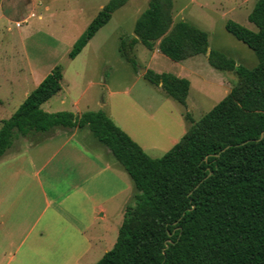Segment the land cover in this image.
Instances as JSON below:
<instances>
[{"label":"trees","instance_id":"obj_1","mask_svg":"<svg viewBox=\"0 0 264 264\" xmlns=\"http://www.w3.org/2000/svg\"><path fill=\"white\" fill-rule=\"evenodd\" d=\"M128 1L105 4L74 43L69 59L77 58ZM172 10V0H152L136 21L129 48L122 42L121 51L135 70L130 49L137 43L176 62L208 52V32L184 20L174 22ZM248 19L256 30L232 20L226 29L255 52L258 64L237 65L211 49L209 64L234 71L238 81L198 121L187 113L191 126L162 157H151L102 110L44 111L42 105L62 90L61 65L0 121V158L21 135L88 128L129 174L135 204L126 207L115 245L95 264H264V0L256 1ZM145 79L187 104L189 79L152 69Z\"/></svg>","mask_w":264,"mask_h":264},{"label":"rangeland","instance_id":"obj_2","mask_svg":"<svg viewBox=\"0 0 264 264\" xmlns=\"http://www.w3.org/2000/svg\"><path fill=\"white\" fill-rule=\"evenodd\" d=\"M109 1L0 0V121L10 118L26 95L38 87V81L61 65L64 74L62 90L42 105L44 111L75 113L102 110L123 125L151 157L159 158L191 126L187 113L190 119L198 121L223 100L238 81L234 71H219L209 64L211 49L226 53L237 65L253 68L258 64L255 52L226 29L227 21L232 20L256 30L248 16L257 0H172L174 22L184 20L208 32V52L176 62L157 48L151 51L137 43L130 49L138 63L136 70L126 60L121 45L125 41L129 48L135 37L136 21L152 0H129L113 14L78 58L70 60L68 53L75 40ZM150 69L189 79L191 90L187 104L178 103L161 86L147 81L145 74ZM87 130L89 140L86 142L90 146L98 152H102V148L107 149ZM47 135H21L6 153L9 155L21 149L18 152L21 159L13 162L10 165L12 169L8 168L3 177L8 185L13 186L12 201L18 202L20 195L14 189L19 186V177L13 173L14 169L22 166L27 173L26 177L22 175L27 184L22 201L28 205V220H24L15 238L11 264H20L25 256L27 264H95L103 256V251L98 255L74 256L70 250L73 225L64 220H60V238L53 253H45L42 257L28 254L32 236L27 235L31 231L33 235L40 232V224L46 222L44 219L52 212L51 201H61L68 191V186L59 179L54 188L46 182L44 192L36 186L29 165L30 154L44 148L48 152L56 143L44 141L32 145L27 141H40ZM134 204L132 196L125 211L127 206ZM43 210V220H30L33 216H41ZM83 221L72 220L78 226ZM121 224L122 220H102L95 230L106 227V240L108 247L112 248Z\"/></svg>","mask_w":264,"mask_h":264},{"label":"crops","instance_id":"obj_3","mask_svg":"<svg viewBox=\"0 0 264 264\" xmlns=\"http://www.w3.org/2000/svg\"><path fill=\"white\" fill-rule=\"evenodd\" d=\"M43 79H40L38 84ZM28 95L29 93L26 96ZM121 128L128 133L123 125ZM87 129L57 128L45 133L48 134L47 137L40 141H27L32 145L44 141L56 143L48 152L44 148L45 150H37L30 154L29 165L36 186L44 192L45 183L54 188L57 179L64 181L68 186L67 194L61 201L54 199L49 204L52 206V212L44 219L46 222L40 224V232L33 235L31 231L27 235L32 236L30 250H27L30 256L42 257L45 253H53L60 238L58 227L60 220L73 225L74 237L69 239L72 242L70 250L74 256L98 255L102 254V251L104 256L113 248L108 247L106 227L95 229L102 220L123 222L125 206L132 196H135L136 188L129 174L108 148V150L102 148V152H98L86 142L89 140ZM128 134L132 137L130 133ZM19 150L21 149L17 151ZM18 152L5 154L0 158V264H11L15 238L22 229L24 220H28V205L22 201V194L27 190L26 180L22 178V175L27 176L25 169L19 166L13 171L19 177V186L14 188L20 194L18 202L11 200L13 186L8 185L3 178L6 170L12 169L10 165L21 159ZM67 201L69 203L65 205ZM43 213L44 210L41 216H35L36 218L33 216L30 220H43ZM72 220L84 221L78 226L74 225ZM20 264H27L26 256Z\"/></svg>","mask_w":264,"mask_h":264},{"label":"water","instance_id":"obj_4","mask_svg":"<svg viewBox=\"0 0 264 264\" xmlns=\"http://www.w3.org/2000/svg\"><path fill=\"white\" fill-rule=\"evenodd\" d=\"M264 137V132L262 133V138ZM224 151V150H223ZM168 242L172 243V240H168Z\"/></svg>","mask_w":264,"mask_h":264}]
</instances>
